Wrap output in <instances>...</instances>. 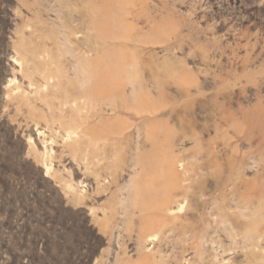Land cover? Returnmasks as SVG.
Returning <instances> with one entry per match:
<instances>
[{
    "label": "rangeland",
    "instance_id": "obj_1",
    "mask_svg": "<svg viewBox=\"0 0 264 264\" xmlns=\"http://www.w3.org/2000/svg\"><path fill=\"white\" fill-rule=\"evenodd\" d=\"M0 264H264V0H0Z\"/></svg>",
    "mask_w": 264,
    "mask_h": 264
}]
</instances>
